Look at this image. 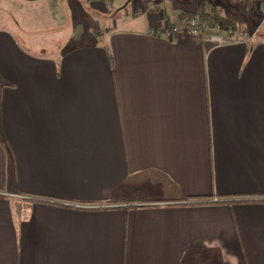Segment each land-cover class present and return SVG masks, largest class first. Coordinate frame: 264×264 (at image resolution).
<instances>
[{
	"label": "crops",
	"instance_id": "crops-1",
	"mask_svg": "<svg viewBox=\"0 0 264 264\" xmlns=\"http://www.w3.org/2000/svg\"><path fill=\"white\" fill-rule=\"evenodd\" d=\"M15 1L56 4L55 40L0 29V264H264V25L213 46L158 34L210 0Z\"/></svg>",
	"mask_w": 264,
	"mask_h": 264
},
{
	"label": "rangeland",
	"instance_id": "rangeland-1",
	"mask_svg": "<svg viewBox=\"0 0 264 264\" xmlns=\"http://www.w3.org/2000/svg\"><path fill=\"white\" fill-rule=\"evenodd\" d=\"M209 1V0H207ZM118 3V0H115ZM214 4H218L222 10H230L241 14L245 19L248 26V31L252 32L254 29H261L264 25V0H210ZM207 6L209 5L206 2ZM58 5V4H57ZM61 7L68 13L69 4L59 3ZM55 5H28L16 2L15 0H0V29L8 27L17 34L24 33L19 36L22 43L28 47L31 45H38V51L41 53H49L52 50V44L55 38H52L49 27L50 12H53ZM131 6L128 5L123 8L122 13L128 14ZM215 9V5L213 6ZM115 8H117L115 6ZM209 8V6L207 7ZM217 9V10H221ZM71 13V12H70ZM70 14L68 15V17ZM81 22V21H80ZM86 21L83 19L81 24ZM58 27L61 29L71 30L72 21L59 22ZM250 26V27H249ZM55 27V28H58ZM250 29V30H249ZM32 38V39H31ZM23 39V40H22ZM59 40V38H57ZM40 46V47H39Z\"/></svg>",
	"mask_w": 264,
	"mask_h": 264
},
{
	"label": "built area",
	"instance_id": "built-area-1",
	"mask_svg": "<svg viewBox=\"0 0 264 264\" xmlns=\"http://www.w3.org/2000/svg\"><path fill=\"white\" fill-rule=\"evenodd\" d=\"M180 30H184L192 38L204 40L213 46L235 42L238 37L247 43L258 31L255 29L250 33L245 26L224 28L220 22L211 25L208 22H201L197 15L191 14L173 24L165 25L163 29L158 30V34L165 38H172Z\"/></svg>",
	"mask_w": 264,
	"mask_h": 264
},
{
	"label": "trees",
	"instance_id": "trees-1",
	"mask_svg": "<svg viewBox=\"0 0 264 264\" xmlns=\"http://www.w3.org/2000/svg\"><path fill=\"white\" fill-rule=\"evenodd\" d=\"M198 18L201 22H208L211 25H215L217 22H220L221 26H223L224 28L226 27L238 28L240 26L246 27L245 25L246 19L237 12H231L228 15H223L219 10L215 8H211V9L202 8L200 13L198 14ZM29 197L31 198L27 199L26 204H28L29 201L31 200L38 199L33 196H29Z\"/></svg>",
	"mask_w": 264,
	"mask_h": 264
}]
</instances>
